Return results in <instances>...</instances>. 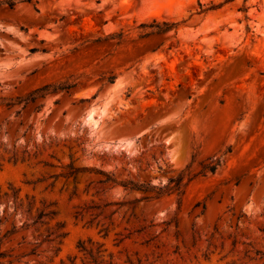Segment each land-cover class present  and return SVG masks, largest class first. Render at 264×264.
<instances>
[{
    "label": "rangeland",
    "instance_id": "rangeland-1",
    "mask_svg": "<svg viewBox=\"0 0 264 264\" xmlns=\"http://www.w3.org/2000/svg\"><path fill=\"white\" fill-rule=\"evenodd\" d=\"M225 1L0 0V264H264V0Z\"/></svg>",
    "mask_w": 264,
    "mask_h": 264
},
{
    "label": "trees",
    "instance_id": "trees-1",
    "mask_svg": "<svg viewBox=\"0 0 264 264\" xmlns=\"http://www.w3.org/2000/svg\"><path fill=\"white\" fill-rule=\"evenodd\" d=\"M231 1H234V0H226L225 2H231ZM9 5L12 7V3L9 2ZM215 8H218L216 6H212L211 9H215ZM173 25L169 24V23H162V24H158V23H152L150 25H145L143 26V28L145 29H150V31H148L146 33V35L148 34H151V33H157V34H164L166 32H168L171 27ZM50 90V87L49 86H46L42 89H39L37 90L34 94L31 95V100L36 96V95H39V94H42L44 92H47ZM208 169L211 171V172H215L216 171V165H210L208 166ZM69 174L70 175H74L75 171L73 169L72 166H69ZM96 173L102 175L104 177V179L101 181V182H112L114 184H117V185H122L126 190L128 189H131V190H139V191H142V192H148V191H152L154 192L157 196L163 194V193H166L167 191H169L171 189V185L173 183L176 184L177 187H179L180 185V179H171L169 184L165 185V186H162V187H159V186H154V187H150L149 185H138V184H135L134 182L132 181H128V182H118L117 180H115L114 178H112L111 175L109 174H106L104 173L103 171H100V170H97ZM49 214H53L54 215V212H50ZM45 216V214L43 212H41L39 214V217L38 219H41ZM79 247L82 248V244H79ZM3 254L0 253V257H2Z\"/></svg>",
    "mask_w": 264,
    "mask_h": 264
}]
</instances>
